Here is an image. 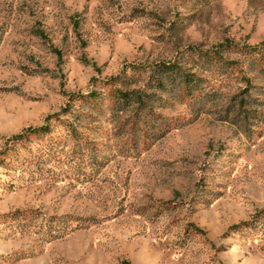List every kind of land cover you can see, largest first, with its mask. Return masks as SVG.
<instances>
[{
    "label": "rangeland",
    "instance_id": "374dc122",
    "mask_svg": "<svg viewBox=\"0 0 264 264\" xmlns=\"http://www.w3.org/2000/svg\"><path fill=\"white\" fill-rule=\"evenodd\" d=\"M227 42L204 110L159 95L162 139L72 99ZM262 43L264 0H0V264H264Z\"/></svg>",
    "mask_w": 264,
    "mask_h": 264
},
{
    "label": "trees",
    "instance_id": "16d2710c",
    "mask_svg": "<svg viewBox=\"0 0 264 264\" xmlns=\"http://www.w3.org/2000/svg\"><path fill=\"white\" fill-rule=\"evenodd\" d=\"M235 47L239 49L238 46L229 42L209 51H200L193 47L188 52L192 57L188 62L191 65L190 70L176 61L159 62L147 67L137 66L133 68L134 71L137 69V76L115 77L104 82L102 84L103 94L91 91L87 94L73 96L72 99L74 103L81 104L82 111L87 108L92 113L94 112L97 115L95 117L94 114L84 112L83 114L92 117L95 121L108 113L114 122H120L123 115L131 113L132 116L121 122V135H128L134 139L142 138L144 143L150 138L159 140L166 137L174 127V124L168 123L163 116L154 111V105L158 104L161 108H167L170 104L168 99L159 95L166 94L181 104L199 105L200 110H204V107L213 100L215 93L208 76L204 77V75H225L231 71L235 62L226 61L223 55L233 51ZM263 51L259 47H248L241 53L249 59L251 65L258 67L264 74ZM116 85H122L123 88L116 87ZM134 85H137V88L132 89ZM105 102H107L106 105ZM225 121H228V118ZM66 131L74 140L81 141V138L76 136L77 132L73 127L67 126ZM48 132L47 126L31 128L24 134L12 138L11 142L18 143L27 135L43 136L49 134ZM15 150V148L7 150V154L13 161L19 159L18 156H14ZM20 214L16 212L11 219L18 221L23 218V214Z\"/></svg>",
    "mask_w": 264,
    "mask_h": 264
}]
</instances>
